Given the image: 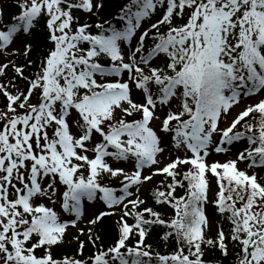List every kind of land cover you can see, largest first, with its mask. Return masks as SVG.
Instances as JSON below:
<instances>
[{"label":"snow or ice","instance_id":"obj_1","mask_svg":"<svg viewBox=\"0 0 264 264\" xmlns=\"http://www.w3.org/2000/svg\"><path fill=\"white\" fill-rule=\"evenodd\" d=\"M116 2L0 0V264H264V0Z\"/></svg>","mask_w":264,"mask_h":264},{"label":"trees","instance_id":"obj_2","mask_svg":"<svg viewBox=\"0 0 264 264\" xmlns=\"http://www.w3.org/2000/svg\"><path fill=\"white\" fill-rule=\"evenodd\" d=\"M14 2L15 0H7V7L5 8V17L8 18L10 16V14L15 13L17 11V9L14 7ZM125 2V0H117L116 3H114L110 8L106 9L105 12L103 13L105 18H110L111 13L116 11V8L118 7V5L120 3ZM9 75H11V72L9 73ZM0 100H2V98H0ZM162 179V178H161ZM160 180V179H159ZM145 198H148V193L145 196ZM152 201L149 199V206H151ZM131 222V221H130ZM112 224L113 221L111 219H106L104 222V229H105V235H104V243L107 245L108 243H110L111 241V232H112ZM148 243L153 244L154 247H159V250L161 252H165L166 249L164 248V246L162 245V243L159 241V238L153 234L149 240ZM75 248V245H72L71 247H67L66 249H64L65 252H73ZM89 250H91V246H89ZM219 256V253H211L209 254V256L207 257L210 260H215L217 257ZM224 264H228L227 261L224 262Z\"/></svg>","mask_w":264,"mask_h":264},{"label":"rangeland","instance_id":"obj_3","mask_svg":"<svg viewBox=\"0 0 264 264\" xmlns=\"http://www.w3.org/2000/svg\"><path fill=\"white\" fill-rule=\"evenodd\" d=\"M241 107H243V105H241ZM238 111H239V109H235L234 112H233V115H235V113L238 112ZM221 126H224V125H221ZM214 158H216V159H220V160L225 159L224 156H218V157H214ZM233 158H234V156H233ZM161 178H162V177H157V178H155V179H156V182L158 183L159 179H161ZM146 195H147V193H145V196H146ZM208 214H209L210 216H213V213H212V210H211V209H209ZM213 218L215 219L216 217L213 216ZM71 231H74V230H71ZM70 247H71V246H70Z\"/></svg>","mask_w":264,"mask_h":264}]
</instances>
